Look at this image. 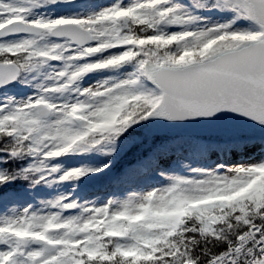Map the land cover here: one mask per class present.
<instances>
[{"label":"snow or ice","instance_id":"6c2138e0","mask_svg":"<svg viewBox=\"0 0 264 264\" xmlns=\"http://www.w3.org/2000/svg\"><path fill=\"white\" fill-rule=\"evenodd\" d=\"M0 264H264V0H0Z\"/></svg>","mask_w":264,"mask_h":264},{"label":"rangeland","instance_id":"374dc122","mask_svg":"<svg viewBox=\"0 0 264 264\" xmlns=\"http://www.w3.org/2000/svg\"><path fill=\"white\" fill-rule=\"evenodd\" d=\"M76 2H77V4H90V5H98L99 6V5H106V4L110 3V0H76ZM136 134H137V137L135 136L134 138H129L128 143H127V145H126V147L122 153H124L128 149V147H132V149H134V147H140L144 143H145L144 146L142 148H140L139 151H145L148 153L153 148V146L155 144L159 143V140H158V142L156 141L157 139L155 138L154 134H149L145 130H142V129L138 130ZM168 135L176 137L177 142L180 141V138L185 137V135H181L180 133H177V132H171ZM160 138L163 139L164 136L161 135ZM136 151H138V150H136ZM130 152H131V150L127 151V153H130ZM122 153H121V155H122ZM260 156H261V151L259 150V148H253L252 146H247V147L242 146L240 150L232 152L230 154H227L223 158L227 159L230 163H234L238 160L239 161H247L250 159H252V160L258 159ZM119 158L121 159V157H119ZM212 159L213 160L217 159V156L214 155L212 157ZM129 160H131V158ZM124 161H125V159H123L121 161V163H123ZM119 162L120 161H118V163ZM73 163H75V161H73ZM118 163L115 164L114 167L116 165H118ZM123 164H126V163H123ZM155 183H157V181L155 179L141 180V181H138L135 186L143 187L146 184L152 185Z\"/></svg>","mask_w":264,"mask_h":264},{"label":"trees","instance_id":"16d2710c","mask_svg":"<svg viewBox=\"0 0 264 264\" xmlns=\"http://www.w3.org/2000/svg\"><path fill=\"white\" fill-rule=\"evenodd\" d=\"M143 154H144V153H141V154H139V155H134V157H133V159H132V163L135 162V164H136V163H137V160L143 157ZM133 164H134V163H133ZM133 164H132V165H133Z\"/></svg>","mask_w":264,"mask_h":264},{"label":"water","instance_id":"95a60500","mask_svg":"<svg viewBox=\"0 0 264 264\" xmlns=\"http://www.w3.org/2000/svg\"><path fill=\"white\" fill-rule=\"evenodd\" d=\"M175 132H180L181 134H184L185 135V133L183 132V130H176Z\"/></svg>","mask_w":264,"mask_h":264},{"label":"bare ground","instance_id":"6f19581e","mask_svg":"<svg viewBox=\"0 0 264 264\" xmlns=\"http://www.w3.org/2000/svg\"><path fill=\"white\" fill-rule=\"evenodd\" d=\"M135 136L132 134V136L130 138H134ZM120 157V156H119ZM119 157L117 158V160L115 162H117L119 160Z\"/></svg>","mask_w":264,"mask_h":264}]
</instances>
